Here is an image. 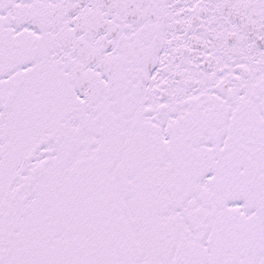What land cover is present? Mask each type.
I'll return each instance as SVG.
<instances>
[{
  "label": "snow or ice",
  "instance_id": "6c2138e0",
  "mask_svg": "<svg viewBox=\"0 0 264 264\" xmlns=\"http://www.w3.org/2000/svg\"><path fill=\"white\" fill-rule=\"evenodd\" d=\"M0 264H264V0H0Z\"/></svg>",
  "mask_w": 264,
  "mask_h": 264
}]
</instances>
